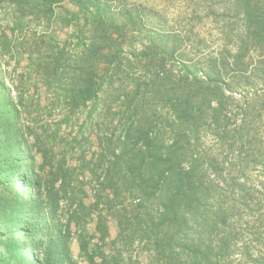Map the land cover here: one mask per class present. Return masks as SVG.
Segmentation results:
<instances>
[{
	"label": "trees",
	"instance_id": "obj_1",
	"mask_svg": "<svg viewBox=\"0 0 264 264\" xmlns=\"http://www.w3.org/2000/svg\"><path fill=\"white\" fill-rule=\"evenodd\" d=\"M4 6L11 9L0 14L7 19L0 23V264H78L74 236L85 264H141L142 254L146 264H227L228 220L247 202L242 195V205L226 207L223 198L243 172L222 178L191 150L197 122L209 119L220 135L218 85L200 82L215 99L202 93L204 110L187 86L166 88L167 76L123 77L131 66L124 46L142 16L121 19L107 0H0ZM243 15L238 53L248 40L264 41V19ZM148 56L141 51L145 73ZM249 133L241 126L233 141L240 152L232 170L250 153ZM93 136L98 152L87 156ZM125 191L135 212L118 223L135 229L112 238L109 219L120 214ZM121 241L124 249L137 245V258L117 248Z\"/></svg>",
	"mask_w": 264,
	"mask_h": 264
},
{
	"label": "rangeland",
	"instance_id": "obj_2",
	"mask_svg": "<svg viewBox=\"0 0 264 264\" xmlns=\"http://www.w3.org/2000/svg\"><path fill=\"white\" fill-rule=\"evenodd\" d=\"M107 1L119 17L121 14L136 16L137 13L142 16L140 21H136V31L128 34L132 36L124 46L125 52L121 58L125 60L128 57L131 66L123 67V77L139 83L147 75L167 76L168 80L164 84L166 88L179 92L187 86L185 88L191 92L196 107L202 104L200 98L204 92L215 100L208 91L207 83L205 85L200 82L207 79L208 83L212 81L218 85L220 135H216L215 127L209 119L197 122L198 135L191 150L212 172L221 173L222 178H232L231 173L242 170L241 176H237L239 181L234 191L223 198L226 207L237 203L242 205V195H245L247 202L246 206L231 211L227 226L233 232L234 246L226 263L264 264V194L261 192L264 186V41L248 40L244 47L246 54L240 65H235V57L244 53V49L237 52L241 40H245L244 29L247 23L243 11L264 19V0ZM63 6L70 8L68 2ZM10 9V6L1 8V16L10 15ZM0 23L7 24V19ZM59 35L60 40L64 41L67 32ZM156 39L161 43H153ZM142 50L149 55L147 58L153 60L149 65V73L142 69L141 64H145L140 59ZM126 62L123 61V64ZM23 66L27 67L26 57L22 61ZM36 84L40 92H43L40 78ZM33 92L32 84L29 93ZM120 102L114 104V110L119 109ZM216 104L213 101V105ZM207 108L203 105L204 110ZM241 126L250 132L246 142L251 150L249 154L241 156L243 163L232 170L231 162L239 158L240 152L233 146V141ZM91 141L89 149L87 147V156L98 152L94 136ZM243 186L246 191L240 193ZM125 198H128L127 191L120 193L117 201L119 209L116 211L120 214H113L109 219L112 238L117 234L124 238L123 235L135 229L128 224L122 228L118 223L119 218L130 217L135 212V207ZM155 206L157 201L152 205L147 204V209L153 210ZM90 231H93V225ZM116 246L125 250V255L133 254L136 257L141 252L137 245L124 249L122 241ZM71 251L75 260L85 264L79 252L77 236L71 241ZM139 261L146 264V256L140 255Z\"/></svg>",
	"mask_w": 264,
	"mask_h": 264
}]
</instances>
